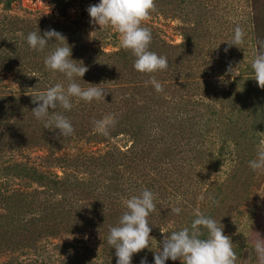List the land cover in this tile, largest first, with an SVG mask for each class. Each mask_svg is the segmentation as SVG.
I'll use <instances>...</instances> for the list:
<instances>
[{"label": "rangeland", "instance_id": "374dc122", "mask_svg": "<svg viewBox=\"0 0 264 264\" xmlns=\"http://www.w3.org/2000/svg\"><path fill=\"white\" fill-rule=\"evenodd\" d=\"M9 2H0V264H116L109 226L117 225L124 201L145 188L159 209L148 218L151 247L134 253L131 264L142 257L152 264L162 237L185 226L195 209L212 213L239 245L236 264H257L252 245L264 238V172L248 161L264 140V121L245 122L264 88L259 96L253 87L244 90L255 79L251 62L264 41L263 32L255 36L264 0H154L142 26L151 30L149 49L164 55L168 67L152 74L134 69L135 57L119 46L115 29L89 24L86 9L98 0ZM236 26L244 43L225 52ZM38 29L66 37L71 58L87 66L82 87L100 84L107 92L100 101L74 98L71 110H54L72 122L67 137L32 113L36 95L67 83L43 62L54 43L29 48L26 35ZM150 76L162 91L148 83ZM258 108L264 119V100ZM109 113L117 118L109 135L95 132L93 121ZM40 176L62 186L46 185L56 196ZM174 204L179 215L170 211Z\"/></svg>", "mask_w": 264, "mask_h": 264}, {"label": "clouds", "instance_id": "9594fccd", "mask_svg": "<svg viewBox=\"0 0 264 264\" xmlns=\"http://www.w3.org/2000/svg\"><path fill=\"white\" fill-rule=\"evenodd\" d=\"M154 7V0H98L96 4L89 5L86 11L90 25H99V30L115 29L119 34V46L130 50L135 57L133 67L136 71L152 74L168 67V59L164 55L149 49L151 30L142 26V21L146 20ZM244 39L243 30L236 26L231 39L225 41L227 46L224 51L227 52L233 45L238 47L244 43ZM26 42L30 49L38 52L54 43L43 62L46 69L63 74L67 83H55L36 95L33 102L39 103L32 109V113L37 120L44 122L45 128L51 125L52 129H58L59 136H70L74 132L71 120L64 112L54 110H71L74 98L85 103L100 101L107 92L100 84L89 83L91 86L84 88L78 83V80H83L87 66L71 58V46L59 31L47 29L43 35L39 29L30 31L26 35ZM251 69L258 87L264 88V41L259 43ZM232 70L233 67L229 66L226 71L235 76ZM148 83L156 92L162 91L161 82L154 76L149 77ZM116 123V114L109 113L93 121V130L108 136L109 130ZM248 165L253 171L264 172V140L257 143L256 156L248 161ZM199 199L203 201L206 197L202 194ZM207 199L212 205L218 204L213 197ZM124 205L126 210L116 226H109L107 235V244L115 249L116 264H131L134 253L151 247L148 218L157 207L155 194L146 188L139 195L126 199ZM170 211L179 215L182 209L177 205L171 207ZM252 247L257 264H264V238H257ZM236 259L233 243L229 236L223 234L220 221L195 209L189 223L162 237L153 252L152 264H166L168 260H180L181 264H236ZM140 264L149 262L142 257Z\"/></svg>", "mask_w": 264, "mask_h": 264}, {"label": "trees", "instance_id": "16d2710c", "mask_svg": "<svg viewBox=\"0 0 264 264\" xmlns=\"http://www.w3.org/2000/svg\"><path fill=\"white\" fill-rule=\"evenodd\" d=\"M9 1H10V0H4V2H5L4 5H5L6 7L9 6V3H10ZM161 1H162V2H167V1L169 2V1H171V0H161ZM0 2H2V0H0ZM261 22H262V26H261V27L259 26L258 22L256 23L255 36H257V35H262V32L264 33V20H262ZM197 29H198V27L195 28V29H192V32H193V33L197 32ZM194 35H195L196 38H197V33L194 34ZM262 37H263V35L261 36V38H262ZM263 38H264V37H263ZM250 74H251V75H254L252 69H251ZM248 81H249V82L253 81V83L250 84V87H249V88H246V89L244 90V91H246V94H247L248 92H249V94H250V93H251L250 88L253 87V88H255L256 92H259V93H258V96H259V94L262 93L261 90H262L263 88L258 87L257 82H255V79H252V78H251V80H248ZM254 93H255V91H254ZM256 94H257V93H256ZM263 94H264V93H263ZM263 97H264V95L261 96L260 98H258V100H257V108H256V110H252V111H251V113L253 114V119H251V120H249V121L246 120V122H245L246 126L248 125V126L250 127V123L252 122V120H253L254 123H260V122L264 121L262 111H260L259 108H258L259 104H261V102L264 100ZM202 120H204V119H202ZM244 121H245V118H244ZM256 130H258V128H255V127H254V128H252V131H251L250 128H249V132H250L251 134H255ZM172 163H173V162L170 160V165H171ZM175 163H176V162H175ZM12 168H13V167H12ZM160 168H161V169H164V170L167 171L168 173L171 172V170H169L168 168H165V167L162 166V165H160L159 169H160ZM28 172H29V171H28ZM174 172H175V171H174ZM171 173H172V172H171ZM25 174H26V173H25ZM26 176H29V173L26 174ZM40 179H41V180H40ZM37 180H40V182H41V184L44 186V188L47 189L49 195H54V196H56L57 194H53L54 190H53L52 188H48V187L46 186L47 184L52 185V186H53L54 188H56V189L62 187V186H59L58 184H56V183H55L53 180H51L49 177L40 176V177L37 178ZM66 189H67V188L64 187V188H62V189L60 190V191L62 192V194L66 191ZM177 196H178V195H177ZM172 203H174V202H172ZM156 204H157V203H156ZM161 205H165V204H161ZM174 206H177V204H174ZM157 209H159L158 206H157ZM152 213H153V212H152ZM208 215L213 216L212 213H209ZM192 216H193V215H190V216H189L187 223L190 222ZM187 223H186V224H187ZM169 232H171V230H170ZM236 246L239 247L238 244H234L233 249H236ZM68 255H69V254H68ZM69 256H70V255H69ZM49 261H50V260H49ZM50 262L52 263V261H50ZM73 264H79V262L76 261V262H74Z\"/></svg>", "mask_w": 264, "mask_h": 264}]
</instances>
